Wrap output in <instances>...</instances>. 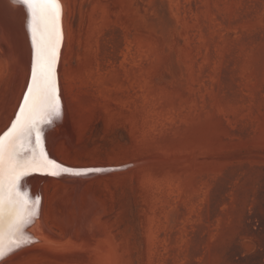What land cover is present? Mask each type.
I'll list each match as a JSON object with an SVG mask.
<instances>
[{"label":"rangeland","instance_id":"1","mask_svg":"<svg viewBox=\"0 0 264 264\" xmlns=\"http://www.w3.org/2000/svg\"><path fill=\"white\" fill-rule=\"evenodd\" d=\"M58 1L74 135L53 145L62 164L264 154V0ZM0 9L2 134L28 64L17 8ZM47 179L45 227L90 248L35 264H264V160L142 165L81 188Z\"/></svg>","mask_w":264,"mask_h":264},{"label":"snow or ice","instance_id":"2","mask_svg":"<svg viewBox=\"0 0 264 264\" xmlns=\"http://www.w3.org/2000/svg\"><path fill=\"white\" fill-rule=\"evenodd\" d=\"M32 9V22L29 26L34 48V64L31 72V84L23 97V105L10 129L0 137V260L5 252L3 235L7 218V227L13 242L19 246V236L23 235L26 222L25 203L18 193L21 177L33 170H48L56 175V168H61L55 161L47 158L41 149L35 147L32 155L26 156L24 142L39 145L42 130L40 121L59 115L57 97L56 63L59 49L60 8L57 0H24ZM72 175H81L101 169L61 168ZM16 234H19L17 236Z\"/></svg>","mask_w":264,"mask_h":264},{"label":"water","instance_id":"3","mask_svg":"<svg viewBox=\"0 0 264 264\" xmlns=\"http://www.w3.org/2000/svg\"><path fill=\"white\" fill-rule=\"evenodd\" d=\"M21 2L24 5V0H15ZM60 8L59 16V31L60 41L59 49L57 54L56 63V81H57V97L59 103V115L53 117L51 123L47 119L40 121V127L42 130L41 142L39 145L33 143L24 142L23 151L26 156L32 155V150L35 147V151L38 153L41 149L46 154L47 158L55 161L61 166V168H72V169H101V171L88 172L81 175H72L68 172H64L61 168H56V175H52L48 170H33L28 175L20 178L18 182V193L25 203V214L26 222L23 225V235L19 236L21 243L17 246L13 242L12 234L9 232L7 227V218L5 223V230L3 235V249L5 255L0 264H35L45 260L85 253L88 251L90 246L87 242L72 241L68 238H61L57 235L52 234L45 227L41 212L43 203V190L42 183L49 177L65 181L71 184H75L78 188L84 187L88 180L99 178L102 176L110 175L120 171L128 170L131 168L139 167L142 165L149 164H166V163H183V162H200V161H251V160H264V154L259 152H239L231 153L210 157H203L197 159L188 160H138L129 164L120 165L117 167H72L65 166L59 160L54 157L53 145L56 141L62 137L66 139L67 143L72 145L74 143V135L70 129L61 88L59 84V70L62 64V50L64 45V18L61 3L57 0ZM27 6V5H26ZM28 12V29L31 38L33 57L32 67L34 64V48L32 43V35L30 32V24L32 22V9L27 6ZM31 72L19 105V108L23 105V97L27 94V88L31 84ZM19 108L16 116L19 114ZM16 118V117H15ZM15 121V120H14ZM12 125V124H11ZM11 125L0 135L3 137L4 134L10 129Z\"/></svg>","mask_w":264,"mask_h":264},{"label":"bare ground","instance_id":"4","mask_svg":"<svg viewBox=\"0 0 264 264\" xmlns=\"http://www.w3.org/2000/svg\"><path fill=\"white\" fill-rule=\"evenodd\" d=\"M2 2L6 5V7H8V12H10V13H12V12H14L15 11V9L17 8V10L15 11V12H17L18 13V16H17V14H16V19L20 22V25L21 26H19V27H22L23 26V30L21 31V39H22V43H23V45H24V47H25V49H26V53H27V64H28V78H29V75H30V72H31V65H32V57H33V50H32V44H31V38H30V33H29V29H28V12H27V6L26 5H24L23 3H21V2H17V1H15V0H2ZM1 10V9H0ZM6 12H7V10H5ZM1 13V12H0ZM10 15V14H9ZM12 15H13V13H12ZM14 16H15V13H14ZM5 17V16H4ZM11 20V19H10ZM16 21V20H15ZM15 21H14V23L13 24H15ZM10 23H11V21H10ZM9 24V23H8ZM23 24V25H22ZM11 26V25H10ZM16 25H14V27H15ZM12 27V26H11ZM10 27V28H11ZM18 27V26H17ZM18 27V28H19ZM3 28V27H2ZM16 28V27H15ZM14 29V28H13ZM16 33V32H15ZM19 33V32H18ZM4 34V33H3ZM19 35V34H18ZM10 42V41H9ZM19 43V42H18ZM18 45H21V44H18ZM17 54V53H16ZM9 56V55H8ZM23 59V58H22ZM8 62V61H7ZM8 69V68H7ZM12 72V71H11ZM20 74V73H19ZM18 76V75H17ZM21 77V76H20ZM19 77V78H20ZM26 77V76H25ZM12 78H13V76H12ZM19 78H17V80H19ZM24 77H22V81L24 80L23 79ZM15 79V78H14ZM28 79H26V81H27ZM22 81H21V83H22ZM7 82V81H6ZM17 82V81H16ZM20 84V83H19ZM26 84H27V82H26ZM21 85V84H20ZM5 87H6V84H5ZM26 87V86H25ZM23 88H24V86H23ZM23 88L21 87V88H19V89H22L23 90ZM6 90V89H5ZM17 91V90H16ZM20 92H18V93H20L21 95H22V93L21 92H23V91H21V90H19ZM24 93V92H23ZM5 94V93H4ZM5 96V95H4ZM16 96H19V94H17ZM6 98V97H5ZM19 98H20V96H19ZM19 98H17V97H15V99H13V100H16V99H19ZM2 100V99H1ZM5 100V99H4ZM21 100V99H20ZM3 101V100H2ZM17 101V100H16ZM19 101V100H18ZM11 102H13L14 103V101H11ZM13 103H11L12 105H13ZM16 106H17V104H16V102L14 103ZM12 105H11V107H12ZM14 105V106H15ZM2 106V105H1ZM15 106V107H16ZM15 107H13L12 109H14ZM16 109V108H15ZM9 110V109H8ZM14 111V110H13ZM5 111H3V113H4ZM10 112H11V109H10ZM16 112V111H15ZM14 113V112H13ZM13 113H11V114H13ZM16 117V116H15ZM11 120V119H10ZM15 120V119H14ZM4 121V120H3ZM8 122V121H7ZM14 122V121H13ZM9 124V123H8ZM8 124H4V125H8ZM3 124H1V126H2ZM6 126H4V127H6ZM1 130H2V128H1ZM3 130H4V128H3ZM1 134V133H0ZM47 180H49V179H47Z\"/></svg>","mask_w":264,"mask_h":264}]
</instances>
